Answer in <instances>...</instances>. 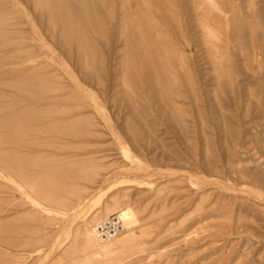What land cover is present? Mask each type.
<instances>
[{"label":"rangeland","instance_id":"1","mask_svg":"<svg viewBox=\"0 0 264 264\" xmlns=\"http://www.w3.org/2000/svg\"><path fill=\"white\" fill-rule=\"evenodd\" d=\"M0 264H264V0H0Z\"/></svg>","mask_w":264,"mask_h":264},{"label":"built area","instance_id":"2","mask_svg":"<svg viewBox=\"0 0 264 264\" xmlns=\"http://www.w3.org/2000/svg\"><path fill=\"white\" fill-rule=\"evenodd\" d=\"M125 230L124 221L117 212L112 213L101 219L95 224L97 237L101 241L115 238Z\"/></svg>","mask_w":264,"mask_h":264},{"label":"bare ground","instance_id":"3","mask_svg":"<svg viewBox=\"0 0 264 264\" xmlns=\"http://www.w3.org/2000/svg\"><path fill=\"white\" fill-rule=\"evenodd\" d=\"M117 213H119V212H117ZM120 215H121V217L123 218V219H128V223H130V225H133V213H132V211L131 210H128V209H125V210H121L120 211V213H119ZM125 227V226H124ZM95 230V229H94ZM95 235H96V237H97V234H96V231H95ZM98 238V237H97ZM110 240V239H109ZM105 241H107V240H105Z\"/></svg>","mask_w":264,"mask_h":264}]
</instances>
